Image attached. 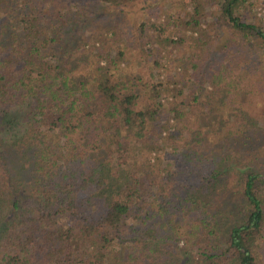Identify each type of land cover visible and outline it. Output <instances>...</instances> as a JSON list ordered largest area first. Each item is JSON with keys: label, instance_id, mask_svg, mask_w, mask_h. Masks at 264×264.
Here are the masks:
<instances>
[{"label": "trees", "instance_id": "trees-1", "mask_svg": "<svg viewBox=\"0 0 264 264\" xmlns=\"http://www.w3.org/2000/svg\"><path fill=\"white\" fill-rule=\"evenodd\" d=\"M217 1L211 21L201 4L180 18L183 34L140 25L145 45L192 51L213 86L207 97L128 72L114 27L75 38L76 0H0V264H174L175 247L186 256L177 264H262L264 162L248 155L261 139L250 120L264 123V106L254 111L259 78L253 65L241 71L239 51L211 58L223 27L264 54V26L245 20L246 0ZM229 110L244 116L241 135L218 143L243 147L248 167L228 176L226 225L212 211L211 173L230 155L213 151L205 127Z\"/></svg>", "mask_w": 264, "mask_h": 264}, {"label": "rangeland", "instance_id": "rangeland-1", "mask_svg": "<svg viewBox=\"0 0 264 264\" xmlns=\"http://www.w3.org/2000/svg\"><path fill=\"white\" fill-rule=\"evenodd\" d=\"M76 2L78 8L70 9L71 13L75 12L76 15L72 17L73 19L75 17L77 18L75 22L78 23L79 26V32L76 33L75 38L83 34L90 37V30H92L93 35L95 34V39L98 31L114 27L113 29L117 30L119 33L116 38H121L122 44L126 50L128 72H137L150 81H154V79L157 80V78L164 81L174 79L177 80L180 85H188V87L200 90V92L206 95L210 94V91L213 90L209 76L203 67L196 69L192 60L189 58L193 55L191 50L183 47L178 49L174 48L171 45H167L165 41L155 42L151 40L145 45L147 37L146 33L142 34L143 32L140 30V25L146 21L155 22L157 25H167L165 27H168V31L174 30L175 34H177L176 32L183 34L184 30L182 28H176L180 23V18L186 17L189 12L193 11V8L197 4H201L205 8L207 20L211 21L213 16H217L216 14L219 11V3L217 0H138L127 5L114 7L104 5L96 0H76ZM245 4L246 7L242 11L245 20L264 26V0H246ZM74 5L73 3V6ZM11 20L12 19H9L10 22ZM206 26V23L202 24V27ZM186 32L187 35L191 33V31ZM173 38L177 39V35H173ZM217 42V56L211 59L217 61L218 58L228 54L230 50H236L240 52L238 54L242 58L241 64L243 67L241 71L246 68L245 64H248L249 67L253 65V69H250V74L254 75L255 78H259L258 83L255 85L257 93L254 97V111L255 114H258L257 112L260 110L261 106H264V54L247 46L243 39L234 36L233 33L225 27L219 29ZM156 45L161 48L160 54L153 55L149 53L150 55L148 56L144 53L146 46L149 49L151 46ZM227 46H231V49H228ZM88 47L89 49H93L92 46ZM156 58L160 60V67L154 65V60ZM209 96L210 95H207V97ZM236 100H245L242 90L238 94L236 93L235 101ZM228 105L229 104L224 105V108H230ZM221 113L222 115L212 112L211 119L207 121L205 129L207 130L206 135L215 148V150H213V148H211V150L218 154L220 152L223 157L230 155L223 167L215 168V170H218L216 174L211 173L216 176L213 185L215 193L212 194L210 199L212 211L217 214V216H224V222L227 225L230 221L234 220V216L228 214L227 194L225 193L228 176L236 171L246 170V167H248V160L244 159L245 154L242 152L244 151L243 147L239 148L238 146H233L224 149L221 148L220 142L218 143L228 131L232 132L236 137L241 135V129L239 127L241 126L244 116L232 117L233 114L230 110L226 113H224V111ZM163 121L169 122L167 115L163 117ZM251 123L253 127L252 130H255L261 139L258 145L253 149L254 153L248 155H254L255 157L253 160L255 161L259 158L260 161L264 162V123L262 124V122L259 123L256 120H250V124ZM167 125L170 126V122ZM192 180L191 177H186V179L180 178L176 184L182 190V187L186 183L191 184L193 182ZM185 190L186 188H184V191ZM228 216H230V219ZM179 256L181 258L182 256L186 257L183 252H180V250L175 247L174 254L170 255V258L168 256L166 258H168L167 260L169 262L177 264V258H179ZM262 264H264V259Z\"/></svg>", "mask_w": 264, "mask_h": 264}]
</instances>
